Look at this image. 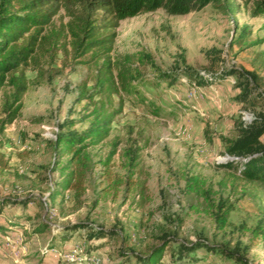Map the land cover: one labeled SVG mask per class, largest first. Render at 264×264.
I'll list each match as a JSON object with an SVG mask.
<instances>
[{"label":"rangeland","instance_id":"1","mask_svg":"<svg viewBox=\"0 0 264 264\" xmlns=\"http://www.w3.org/2000/svg\"><path fill=\"white\" fill-rule=\"evenodd\" d=\"M231 1V14L207 5L183 16L156 10L119 22L111 56L146 53L175 79L138 66L141 85L123 96L108 138L81 149L70 168V154L53 148L50 136L70 121L74 132L90 125L91 105L76 98L91 65L72 59L63 35L55 54H35L38 70L25 67L18 115L0 133V264H135L162 239L169 243L158 264H238L204 250L172 261L176 243L195 240L235 246L247 264H264V183L246 182L234 164L217 161L239 135L243 112L264 115L263 20L249 17L248 0ZM66 20L60 10L41 34ZM211 50L224 70L254 74L245 99L238 98L236 75L200 84L182 75L185 68L213 73ZM10 91L0 89V119ZM70 170L79 174V194L58 185ZM221 201L231 209L218 230L211 214ZM98 229L102 238L87 237Z\"/></svg>","mask_w":264,"mask_h":264},{"label":"trees","instance_id":"2","mask_svg":"<svg viewBox=\"0 0 264 264\" xmlns=\"http://www.w3.org/2000/svg\"><path fill=\"white\" fill-rule=\"evenodd\" d=\"M248 2L249 17L261 18L264 26V0ZM246 4L244 0L243 5ZM207 5H215L230 14L235 9L231 0H0V89L6 86L11 90L2 104L0 133L18 115L19 101L27 86L25 67L31 63L38 70L35 54L40 51L48 55L55 54L57 42L63 35L62 39L67 40L72 59L86 57V60L79 63L91 65L92 69L91 78L80 84L76 98L79 103L85 101L91 105L90 125L81 132H74L70 130L73 121L67 122L59 126L52 140L53 148H57L60 154H70L68 168L78 164L81 149L99 145L108 138L110 124L121 112L123 96L137 93L138 86L141 85V74L137 67L148 66L158 71L150 56L143 52L118 55L115 58L111 56L114 31L119 22L156 10H162L168 16H183L197 12ZM60 10L67 19L61 24L60 30L41 34L43 28L52 24ZM210 53L213 54L212 63L215 65L213 73L185 68L182 75L197 84L236 75L238 98L245 99L251 84L256 80L254 74L238 72L233 67L224 70L217 62L219 53L216 50H211ZM157 77L169 82L175 79L173 74L160 71ZM241 125L239 135L226 144L225 152L231 160L225 164L228 167L234 164L246 182L264 183V143L260 140L264 135V115L258 114L249 122L241 121ZM138 151L135 150L136 153ZM114 154L115 149L106 156L104 166ZM135 159V153H132L130 162ZM5 167L6 163L0 155V170ZM77 173L73 170L65 171L59 187L62 190L72 189L78 194L82 192ZM49 198L53 200L54 196L50 195ZM27 202L28 200H24L20 203L25 205ZM230 209V206H225L221 201L211 214L218 230L225 226ZM43 227L45 226L42 225ZM83 227L72 225L69 230L76 231ZM103 235L104 232L98 229L87 237L97 239ZM168 243L166 239H162L146 255L137 258L135 264H158ZM199 250L219 254L238 264H247L235 246L232 250H226L224 247L208 245L203 240L176 243L175 248L170 251V257L173 262H179L193 258ZM246 250L247 246L240 252L245 254Z\"/></svg>","mask_w":264,"mask_h":264},{"label":"built area","instance_id":"3","mask_svg":"<svg viewBox=\"0 0 264 264\" xmlns=\"http://www.w3.org/2000/svg\"><path fill=\"white\" fill-rule=\"evenodd\" d=\"M251 119H253V116L250 112L246 111V112H243L241 114V121L242 122H249ZM50 138L53 139L52 136H50ZM229 160H231V158L226 154H223L222 156L217 158V161L220 163H225Z\"/></svg>","mask_w":264,"mask_h":264}]
</instances>
